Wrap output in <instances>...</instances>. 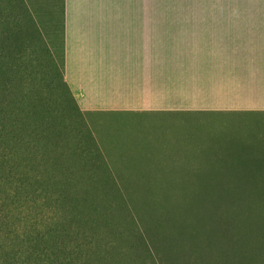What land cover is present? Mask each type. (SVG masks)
<instances>
[{"label": "rangeland", "instance_id": "rangeland-1", "mask_svg": "<svg viewBox=\"0 0 264 264\" xmlns=\"http://www.w3.org/2000/svg\"><path fill=\"white\" fill-rule=\"evenodd\" d=\"M16 1L0 0V92L33 79L51 117L68 118L50 67L53 44L61 52L62 0ZM161 9L164 28L186 30L213 19L205 15H264V0H162ZM83 119L80 132H92L158 264H264V114ZM2 154L0 264L72 262L57 250V188L35 158Z\"/></svg>", "mask_w": 264, "mask_h": 264}, {"label": "crops", "instance_id": "crops-1", "mask_svg": "<svg viewBox=\"0 0 264 264\" xmlns=\"http://www.w3.org/2000/svg\"><path fill=\"white\" fill-rule=\"evenodd\" d=\"M161 1L65 0L64 76L80 109L264 114V15L168 30Z\"/></svg>", "mask_w": 264, "mask_h": 264}, {"label": "trees", "instance_id": "trees-1", "mask_svg": "<svg viewBox=\"0 0 264 264\" xmlns=\"http://www.w3.org/2000/svg\"><path fill=\"white\" fill-rule=\"evenodd\" d=\"M18 4L23 5L24 0ZM61 12V52L53 44L50 67L56 98L68 118L51 117L47 104L38 97L37 81L17 78L0 92L2 155L35 158L47 184L57 188V250L65 261L73 258L66 264H158L150 240L142 232V221L128 206L92 132H80V124L87 126L85 113L64 76L65 0Z\"/></svg>", "mask_w": 264, "mask_h": 264}]
</instances>
